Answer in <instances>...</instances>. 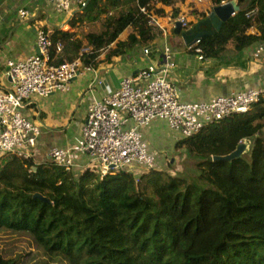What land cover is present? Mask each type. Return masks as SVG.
<instances>
[{
	"label": "trees",
	"instance_id": "1",
	"mask_svg": "<svg viewBox=\"0 0 264 264\" xmlns=\"http://www.w3.org/2000/svg\"><path fill=\"white\" fill-rule=\"evenodd\" d=\"M185 1L87 0L81 11L90 21L105 15L103 31L86 37L92 50L85 53L71 33L55 32L50 57L93 67L103 51L109 61L146 47L160 34L152 20L164 16L157 6L172 7L175 17ZM234 1L239 11L199 38L203 56L223 58L229 43L239 53L264 41V0ZM127 29L131 34L119 41ZM242 141L250 148L240 158L213 159ZM175 154L185 157L192 173L171 176L153 168L99 178L52 161L1 156L0 234L27 245L0 250V264H264V96L245 115L180 137Z\"/></svg>",
	"mask_w": 264,
	"mask_h": 264
},
{
	"label": "crops",
	"instance_id": "2",
	"mask_svg": "<svg viewBox=\"0 0 264 264\" xmlns=\"http://www.w3.org/2000/svg\"><path fill=\"white\" fill-rule=\"evenodd\" d=\"M157 7L164 12L162 17L152 16L160 34L148 46L127 50L121 56H112L109 61H105L106 51H103L92 70L81 69L65 90L42 98L35 97L32 99L34 103L25 104L21 110L22 115L40 128L35 148H27L26 153L32 158L29 162L44 164L51 161V150L76 144L81 138L89 106L115 91L122 79L134 76L150 65L162 69L166 50L169 61L173 64L167 73V79L182 102H207L216 97L247 90H259L264 94V59L257 60L253 57L261 41H256L239 53L229 43L223 58L203 56L199 60L188 49L184 38L175 33L176 24L181 23L183 18L187 26L183 27L181 23L182 31H190L215 6L210 0H186L177 6L178 14L175 17L172 16V7ZM20 11H25L26 16L20 17ZM104 18L103 14L99 15V20L90 21L76 5L72 6L70 12H57L52 0H0V91L11 90L7 74L8 62L22 61L38 54V32L43 31L48 37L55 32L71 33L74 40L83 44V51L89 53L92 48L87 46L86 37L103 31ZM248 33L259 34L255 29H250ZM130 34L131 30L127 29L118 40L126 41ZM144 48L149 50L147 55L143 54ZM141 133L149 151L155 154L156 165L160 169L173 161L172 151L180 138L179 132L170 129L164 120H155L143 128ZM167 156L172 160H168ZM89 161L88 156L80 155L73 171H84Z\"/></svg>",
	"mask_w": 264,
	"mask_h": 264
},
{
	"label": "built area",
	"instance_id": "3",
	"mask_svg": "<svg viewBox=\"0 0 264 264\" xmlns=\"http://www.w3.org/2000/svg\"><path fill=\"white\" fill-rule=\"evenodd\" d=\"M52 2L56 11L62 13L70 12L73 5L84 8L87 0ZM19 16L25 17L26 12L20 11ZM181 23L183 27L187 26L183 18ZM199 42L197 39L188 45V49L202 60ZM36 44L38 54L7 63L11 90L0 91V156L13 155L30 161L27 148H35L40 128L22 115L25 104L34 103L35 97L65 90L81 69L92 70L90 65L83 66L80 60L55 63L49 54V37L43 31L38 32ZM148 52L147 48L143 49L144 55ZM253 57L264 59V41L258 45ZM172 67L166 50L162 69L150 65L138 74L122 79L115 91L89 106L79 141L68 148L51 150V161L67 172H74L79 156L86 155L90 161L80 173L92 171L99 178L118 171L150 170L154 168L155 154L149 151L141 130L153 121L164 120L170 129L179 132L180 137L187 138L206 124L247 114L264 96L259 90H247L207 102L185 103L167 79Z\"/></svg>",
	"mask_w": 264,
	"mask_h": 264
},
{
	"label": "water",
	"instance_id": "4",
	"mask_svg": "<svg viewBox=\"0 0 264 264\" xmlns=\"http://www.w3.org/2000/svg\"><path fill=\"white\" fill-rule=\"evenodd\" d=\"M239 11V8L236 5V1L232 0L229 2L222 3L218 6L213 7L208 16L198 25L194 26L192 30L183 32L182 25L180 22L176 24L175 33L181 35L188 45L192 44L197 39L203 37L205 35L203 28L212 27L215 30H219L224 22H226L231 16ZM249 148L248 141H242L238 144L236 149L230 154L222 157L213 158L214 160H222V161H232L240 158L244 155ZM38 198H41L39 195H35Z\"/></svg>",
	"mask_w": 264,
	"mask_h": 264
},
{
	"label": "rangeland",
	"instance_id": "5",
	"mask_svg": "<svg viewBox=\"0 0 264 264\" xmlns=\"http://www.w3.org/2000/svg\"><path fill=\"white\" fill-rule=\"evenodd\" d=\"M249 148H250V145H249ZM181 157H182V159H181ZM183 157L184 156H176V154H175L173 156V161L171 163L170 162L166 163L165 167L163 166L164 168H161V169L159 168L160 166L158 167L156 165V159H155L154 169L158 170V171L161 170L163 172L167 171V173L168 174L170 173L171 176H175L176 174L185 173L188 169H190L188 172H191L192 171L191 164H189V166H186L187 163H186V160L183 159ZM167 158L170 161L172 160L171 157H169V156H167ZM169 165H171V167H168ZM143 171H145V170L143 169ZM143 173H145V172H143ZM93 183H94V180H91L90 183L88 184V186H92ZM26 245H27V241H25L22 238L13 237V239H12L11 236H5L3 234H0V250H4V251L8 252L9 249L12 247L13 248H17L20 246L25 247Z\"/></svg>",
	"mask_w": 264,
	"mask_h": 264
},
{
	"label": "clouds",
	"instance_id": "6",
	"mask_svg": "<svg viewBox=\"0 0 264 264\" xmlns=\"http://www.w3.org/2000/svg\"><path fill=\"white\" fill-rule=\"evenodd\" d=\"M249 149V148H248Z\"/></svg>",
	"mask_w": 264,
	"mask_h": 264
}]
</instances>
